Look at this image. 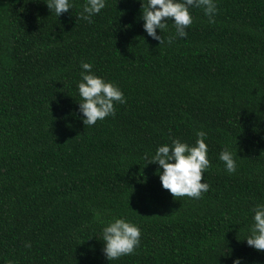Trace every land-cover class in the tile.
<instances>
[{"label": "trees", "instance_id": "obj_1", "mask_svg": "<svg viewBox=\"0 0 264 264\" xmlns=\"http://www.w3.org/2000/svg\"><path fill=\"white\" fill-rule=\"evenodd\" d=\"M72 3L56 18L43 0H0V264H264L244 239L264 203V0H215L213 23L190 9L187 36L163 44L139 0H106L91 23ZM174 34L169 21L161 36ZM81 60L126 98L93 125L77 111ZM197 131L209 188L173 197L144 156ZM113 216L141 237L107 260L98 239Z\"/></svg>", "mask_w": 264, "mask_h": 264}, {"label": "clouds", "instance_id": "obj_2", "mask_svg": "<svg viewBox=\"0 0 264 264\" xmlns=\"http://www.w3.org/2000/svg\"><path fill=\"white\" fill-rule=\"evenodd\" d=\"M49 11L55 13L56 18L62 13L72 10V0H43ZM141 4L140 19L142 28L147 36L159 41V44L171 43L177 37H186V29L193 23L190 9L200 8L208 22H214L217 11L215 0H139ZM106 6V0H84L77 19L89 23L92 17ZM169 21L175 29L174 36L165 41L161 30L168 26ZM157 29L160 34H157ZM92 64L80 61V79L76 88L80 99L77 111L84 125H93L97 120L114 114V104L125 103L122 90L114 82L96 75L92 71ZM204 131L196 132L195 142L189 144L178 138H171L170 143L160 144L154 153L145 154L144 165L155 163L158 165L157 174L162 188L168 190L173 197L187 196L199 199L209 188L204 180L201 182L204 170L209 167L208 146L204 140ZM218 159L223 162L228 173L236 170L234 154L227 148L222 149ZM251 223L248 225L244 238L248 246L256 250H264V203L254 204ZM141 229L131 220L123 216H113L102 221L100 241L103 242L102 253L107 260H115L131 254L140 244ZM8 264H14L9 261ZM232 264H241L240 258Z\"/></svg>", "mask_w": 264, "mask_h": 264}]
</instances>
